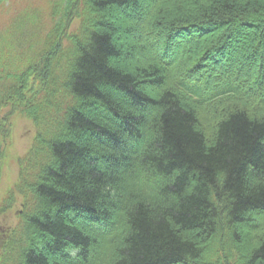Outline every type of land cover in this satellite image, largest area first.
Here are the masks:
<instances>
[{
    "label": "trees",
    "instance_id": "obj_1",
    "mask_svg": "<svg viewBox=\"0 0 264 264\" xmlns=\"http://www.w3.org/2000/svg\"><path fill=\"white\" fill-rule=\"evenodd\" d=\"M16 116L0 264H264V0H0V181Z\"/></svg>",
    "mask_w": 264,
    "mask_h": 264
},
{
    "label": "rangeland",
    "instance_id": "obj_2",
    "mask_svg": "<svg viewBox=\"0 0 264 264\" xmlns=\"http://www.w3.org/2000/svg\"><path fill=\"white\" fill-rule=\"evenodd\" d=\"M142 11L138 12L135 10H118L113 9L109 13V21L114 23H120L123 26L132 28L131 31L136 32L137 36H141V28L139 29L138 22L143 19ZM140 19V20H139ZM137 22V23H135ZM79 22L75 21L73 23V28L78 26ZM135 37V33H120L117 37L119 42L123 45L131 47L132 38ZM151 51V49H149ZM129 52L128 56L123 59V63L128 65L140 64L141 61L147 60L148 55L137 53L136 51L127 50ZM127 60V61H126ZM12 132V145L10 146L7 157L2 167V176L0 181V200L6 197L9 189L14 186L19 177V158L26 154L30 144L32 143L34 136L36 134V127L32 120L27 117L16 116L14 121V127ZM17 202L13 205L8 212L0 215V247L3 245V240L6 238L8 231L14 228L18 223H20V211L22 209V198L17 195ZM259 223L262 225V220L254 221V223H246L247 227H251L252 224ZM259 226V227H260ZM254 229L255 228H252ZM257 229V228H256Z\"/></svg>",
    "mask_w": 264,
    "mask_h": 264
}]
</instances>
